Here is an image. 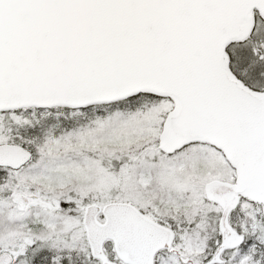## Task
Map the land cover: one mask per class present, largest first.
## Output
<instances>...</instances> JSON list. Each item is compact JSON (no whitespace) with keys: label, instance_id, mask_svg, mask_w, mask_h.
I'll return each instance as SVG.
<instances>
[{"label":"snow or ice","instance_id":"1","mask_svg":"<svg viewBox=\"0 0 264 264\" xmlns=\"http://www.w3.org/2000/svg\"><path fill=\"white\" fill-rule=\"evenodd\" d=\"M0 264H264V0H0Z\"/></svg>","mask_w":264,"mask_h":264}]
</instances>
